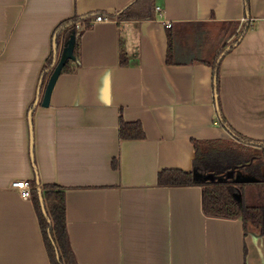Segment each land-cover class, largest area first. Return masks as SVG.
<instances>
[{"label": "crops", "instance_id": "0c3cea01", "mask_svg": "<svg viewBox=\"0 0 264 264\" xmlns=\"http://www.w3.org/2000/svg\"><path fill=\"white\" fill-rule=\"evenodd\" d=\"M96 14L42 105L60 27ZM219 113L264 141V0H0V264H51L18 179L63 188L76 264H264V234L205 215L198 185L158 184L192 169L193 139L232 137Z\"/></svg>", "mask_w": 264, "mask_h": 264}, {"label": "trees", "instance_id": "16d2710c", "mask_svg": "<svg viewBox=\"0 0 264 264\" xmlns=\"http://www.w3.org/2000/svg\"><path fill=\"white\" fill-rule=\"evenodd\" d=\"M80 18L85 21L88 17H73L64 22L63 26ZM87 25L84 23V27ZM79 31L68 28L65 32V40L70 34L75 35L74 56L77 55L76 37ZM171 52L172 43L169 35L168 62L171 61ZM71 60L67 59L64 62L61 71L70 70ZM219 60L209 63L213 66L216 79L219 73ZM125 61V53L121 48L120 62L123 64ZM51 63L52 58L50 57L47 59V65ZM219 122L231 131L232 137L229 139H193L192 169L188 171L178 168L161 169L158 172V184L165 186L198 185L201 187V208L205 215L240 218L245 234L249 229H255L264 234V193H260L254 203L247 202L243 193L246 184L258 183L264 186V141L253 140L257 145L248 143L250 139L231 129L220 113ZM119 134L121 138L144 137L139 121H126L122 116L119 120ZM230 169L233 170L234 178L239 179L238 181L225 176ZM206 173H213L215 178L213 180L202 179V175ZM31 185V194L51 264H76L67 234L63 188L54 184L42 185L45 209L50 219L48 221L42 211L34 180L31 181Z\"/></svg>", "mask_w": 264, "mask_h": 264}, {"label": "water", "instance_id": "95a60500", "mask_svg": "<svg viewBox=\"0 0 264 264\" xmlns=\"http://www.w3.org/2000/svg\"><path fill=\"white\" fill-rule=\"evenodd\" d=\"M74 42H75V35L74 34H70V36L64 41L63 47H62L61 51L58 54L57 51H56L57 43H56V41L54 39V41H53V49H54V58L56 59V63H55L54 68L52 69V72L50 73L49 78H48V80L46 82V85L44 87L43 94H42V97H41V104L42 105H47L48 104L51 89L53 87V84H54L57 76L59 75V73L61 71V68H62L64 62L67 59H74L75 58V56L73 54ZM228 48L229 47H226L220 53V56H222ZM247 142L251 143V144H256V142L252 141V140H249ZM225 176L227 178H232L234 181H238L239 180L237 178H234V172H233L232 169L228 170L225 173ZM214 178H215V176H214L213 173H206V174L202 175V179H204V180H206V179L213 180ZM39 199H40V203H41V206H42V211L47 216L45 205H44V198H43L41 189H39ZM47 219H48V221H50L48 216H47Z\"/></svg>", "mask_w": 264, "mask_h": 264}, {"label": "built area", "instance_id": "2783aa9c", "mask_svg": "<svg viewBox=\"0 0 264 264\" xmlns=\"http://www.w3.org/2000/svg\"><path fill=\"white\" fill-rule=\"evenodd\" d=\"M108 19H109L108 16H105L103 14H96L93 17H88L85 21L82 18H80L73 22L67 23V25L61 27L59 31L60 42L57 43V47L60 46V51H61L63 47V43L65 41V32L68 28H74L76 30H80L84 28V23L91 24L93 22L104 21ZM170 24H171L170 22L166 23L167 26H170ZM12 185L19 190V193L22 197L27 198L30 196L31 184L26 179L14 180L12 181Z\"/></svg>", "mask_w": 264, "mask_h": 264}, {"label": "rangeland", "instance_id": "374dc122", "mask_svg": "<svg viewBox=\"0 0 264 264\" xmlns=\"http://www.w3.org/2000/svg\"><path fill=\"white\" fill-rule=\"evenodd\" d=\"M191 29H194L191 28ZM195 29H199V27H195ZM209 43H207L208 45ZM216 44V45H215ZM222 43H215L213 42L212 44L207 46L206 52H201V54H207L211 51H213L215 48H218ZM220 48V47H219ZM263 185L261 184H246L244 189H246V201L249 203H254L256 199H258V195L260 196V193L264 192Z\"/></svg>", "mask_w": 264, "mask_h": 264}]
</instances>
